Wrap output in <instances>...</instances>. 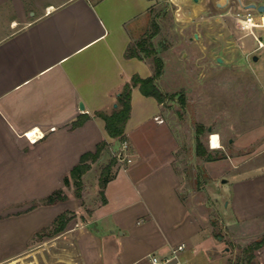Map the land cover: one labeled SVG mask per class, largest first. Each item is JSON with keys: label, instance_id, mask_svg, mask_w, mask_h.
Returning <instances> with one entry per match:
<instances>
[{"label": "crops", "instance_id": "0c3cea01", "mask_svg": "<svg viewBox=\"0 0 264 264\" xmlns=\"http://www.w3.org/2000/svg\"><path fill=\"white\" fill-rule=\"evenodd\" d=\"M185 3L192 29L189 55H258L261 64L264 46L259 48L252 34L254 41H246L237 31L238 13L245 12L239 0ZM154 4L0 0V264H150L145 259L151 253L166 257L180 244H185L183 254L214 244L198 217L188 172L198 158L195 125L182 123L139 86L132 87L125 129L133 160H117L113 177L105 186L100 181L116 157L117 139L98 113L121 107L118 98L134 74L154 75L150 58L126 56L138 32L148 28ZM262 15L254 11L256 22ZM255 32L264 43V27ZM159 34L152 38L158 55ZM163 76L156 79L158 85ZM80 117L83 122L74 126ZM151 130L159 132L156 156L146 146ZM37 131L45 136L30 141L27 133ZM102 141L109 145L96 161L89 160L77 195L65 177ZM233 177L231 226L244 230L245 224L264 223V159ZM58 189L65 191V200L41 202ZM62 213L69 219L54 233ZM217 248L210 260L222 264L221 256H214Z\"/></svg>", "mask_w": 264, "mask_h": 264}, {"label": "rangeland", "instance_id": "374dc122", "mask_svg": "<svg viewBox=\"0 0 264 264\" xmlns=\"http://www.w3.org/2000/svg\"><path fill=\"white\" fill-rule=\"evenodd\" d=\"M186 1L190 0H155L147 15L148 28L137 34L140 39L160 33L159 55L153 37L151 42L155 55L163 60L159 77L165 76L157 84L163 93L161 102L182 123L195 125L197 143L200 141L207 151L205 156L198 155L195 167L186 170L196 193L198 217L206 232L212 234L214 244L181 252L180 260L184 264H214L210 253L217 245L214 256H221L222 264H264V223L255 222L250 228L245 224L244 230H237L231 226L228 205L233 176L252 166L256 159H264V55L261 64L253 59L254 55H189L192 29L187 22L190 12ZM254 1L264 4V0ZM3 30L0 27V33ZM237 31L245 36L244 40L254 41L246 30L238 27ZM147 58L152 60L153 56ZM212 133L219 134L223 148L210 152ZM158 135L153 131L146 142L152 156L160 149ZM222 158L225 160L217 162ZM70 190L78 192L74 185ZM145 260L149 262L150 256Z\"/></svg>", "mask_w": 264, "mask_h": 264}, {"label": "trees", "instance_id": "16d2710c", "mask_svg": "<svg viewBox=\"0 0 264 264\" xmlns=\"http://www.w3.org/2000/svg\"><path fill=\"white\" fill-rule=\"evenodd\" d=\"M158 28V27H157ZM153 35H146L143 38L138 39L133 44H131L126 51L127 57H147L153 56V64L155 67V73L152 76L141 77L138 74H134L131 78L130 83H126L122 93L120 94L118 100L121 107L114 110L112 113H105L103 111L99 112L98 115L105 120V127L113 139H119L120 141L126 140L125 129L127 121L131 113V92L133 86H139L141 92L147 96L155 97L159 102L162 101L163 93L156 83V79L162 74L163 71V60L161 57L155 55V49L152 46L151 38ZM84 118L80 117L74 122V126H77L83 122ZM107 141H102L95 152H88L82 156L81 162L76 165L70 176L65 177V185L70 186L71 180L78 190L77 195H81L80 188L82 184V176L87 170L90 169L91 165L89 160L96 161L102 151L108 146ZM197 155L205 156L207 154L206 149L200 141L196 144ZM117 163V158L114 156L110 163L107 165L106 169L101 175V184L105 186L107 182L113 177L112 166ZM68 196L63 189H58L42 200V203L51 204L60 200H65ZM68 215L66 213L60 214L54 221L53 232L57 233L64 229L66 222L68 221Z\"/></svg>", "mask_w": 264, "mask_h": 264}, {"label": "built area", "instance_id": "2783aa9c", "mask_svg": "<svg viewBox=\"0 0 264 264\" xmlns=\"http://www.w3.org/2000/svg\"><path fill=\"white\" fill-rule=\"evenodd\" d=\"M254 11L253 9H245V12H239V28L241 30H246L248 33H251L256 40L258 41V47L261 48L264 46V43L258 38L255 28H257V25H260L261 22H256L254 18ZM242 18V19H240ZM254 24L255 26H253ZM157 122L161 123L163 122V119L157 116L155 118ZM28 138L30 141L35 142L38 139L45 136V133L43 132H34L27 133ZM116 158L119 162H132L133 155L130 153V144L127 140L121 141L120 148L116 151ZM185 249V244H180L178 246H175L171 249V253L169 256L166 257H160L156 253L149 254L150 256V264H182L180 260V253Z\"/></svg>", "mask_w": 264, "mask_h": 264}, {"label": "water", "instance_id": "95a60500", "mask_svg": "<svg viewBox=\"0 0 264 264\" xmlns=\"http://www.w3.org/2000/svg\"><path fill=\"white\" fill-rule=\"evenodd\" d=\"M239 1L241 2V8H243V9H253L259 13L264 12V4H258L255 2H250V3L244 4V3H242L241 0H239ZM253 59L258 60V55H254ZM218 60L221 61V58H219ZM80 108L81 109L84 108L83 103L80 104ZM120 145H121V141L119 139H117L113 145L114 151H117L120 148Z\"/></svg>", "mask_w": 264, "mask_h": 264}, {"label": "clouds", "instance_id": "9594fccd", "mask_svg": "<svg viewBox=\"0 0 264 264\" xmlns=\"http://www.w3.org/2000/svg\"><path fill=\"white\" fill-rule=\"evenodd\" d=\"M210 143H209V150L215 151L222 148V145L220 143V136L218 133H212L210 134Z\"/></svg>", "mask_w": 264, "mask_h": 264}, {"label": "bare ground", "instance_id": "6f19581e", "mask_svg": "<svg viewBox=\"0 0 264 264\" xmlns=\"http://www.w3.org/2000/svg\"><path fill=\"white\" fill-rule=\"evenodd\" d=\"M260 18V17H259ZM240 19H242V18H240ZM257 19V18H256ZM261 24L260 25H257V26H261V27H264V14L261 16ZM253 26H255L254 24H252ZM32 135H33V133H32ZM221 141V140H220Z\"/></svg>", "mask_w": 264, "mask_h": 264}]
</instances>
